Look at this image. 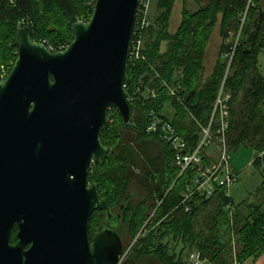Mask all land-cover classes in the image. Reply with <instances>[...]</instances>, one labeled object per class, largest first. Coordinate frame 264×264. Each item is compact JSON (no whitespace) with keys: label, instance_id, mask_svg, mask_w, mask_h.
<instances>
[{"label":"trees","instance_id":"obj_1","mask_svg":"<svg viewBox=\"0 0 264 264\" xmlns=\"http://www.w3.org/2000/svg\"><path fill=\"white\" fill-rule=\"evenodd\" d=\"M95 1L0 0V81L1 68L8 75L16 62L15 41L20 28L28 27L34 42L58 52L72 41V26L89 20ZM178 1L180 23L170 34L169 22ZM261 3L262 0L156 1L155 16L143 35L145 61H129L127 67L125 90L135 110L133 122L125 128L118 113L109 110L108 129L100 135L108 156L92 164L89 175V183L97 185L100 199L117 222V235V230L127 225L131 243L149 220L144 236L130 248L136 258L148 257L155 264H180L182 248L195 250L202 261L210 264H233L234 260L243 264L264 255V75L257 62L264 48ZM216 27L221 46L205 77L204 58ZM238 32L239 41L224 81V90L230 94L226 143L230 153L240 147L252 150V165L262 176L255 196L262 200L233 207L231 199L218 191L208 200L194 196L181 204L186 174L178 177L180 170L173 164L169 148L155 135L146 133L150 113L171 124L192 150L199 141V127L209 122L225 74L223 57ZM231 34L234 38L227 44ZM139 81L142 86L137 94ZM163 82L175 88V97L168 95ZM151 88L156 90L155 99L149 96ZM166 104L173 111L171 118L164 115ZM213 127L214 130L216 126ZM104 220L102 211L92 214L90 238ZM16 232L14 227L11 243L16 242ZM169 243L181 245L178 254L175 248L168 247ZM122 249L125 251L123 246ZM126 258L121 264L129 263Z\"/></svg>","mask_w":264,"mask_h":264},{"label":"water","instance_id":"obj_2","mask_svg":"<svg viewBox=\"0 0 264 264\" xmlns=\"http://www.w3.org/2000/svg\"><path fill=\"white\" fill-rule=\"evenodd\" d=\"M137 3L96 0L58 52L18 30L17 60L0 81V264H119L117 222L88 168L108 156L109 110L125 128L135 116L125 86ZM44 138H57L54 175L42 172ZM96 211L105 220L90 238Z\"/></svg>","mask_w":264,"mask_h":264},{"label":"built area","instance_id":"obj_3","mask_svg":"<svg viewBox=\"0 0 264 264\" xmlns=\"http://www.w3.org/2000/svg\"><path fill=\"white\" fill-rule=\"evenodd\" d=\"M150 5L151 0H138L128 62L145 61L143 35L151 25ZM238 41L239 33L235 37L229 53L223 57L226 61L224 78L216 94L209 122L206 126L199 127V141L192 150H188V143L175 131L171 124L159 117L152 116V113H150L151 119L146 133L155 135L161 143L169 148L173 156V164L180 170L178 177L186 174L187 182L181 194V204L190 201L194 196H200L208 200L218 191H221L225 198H230L229 192L238 182V173L229 162L230 152L226 143L230 94L224 90L225 77ZM47 50L54 52L51 48H47ZM62 50L64 49L60 51ZM1 71L2 81L7 75L3 68H1ZM141 86L142 82L139 81L136 88L137 94H139ZM162 86L167 89L169 96L175 97L177 92L175 88L169 87L164 82ZM149 96L151 99H155L157 96L154 88L149 89ZM213 126H216L214 130ZM227 208L231 209L230 206H227ZM186 211H188V208ZM144 234L145 232H139L132 244ZM126 254V252H123L119 257V264L123 262ZM201 262L199 254L193 253L190 255V264H201Z\"/></svg>","mask_w":264,"mask_h":264},{"label":"rangeland","instance_id":"obj_4","mask_svg":"<svg viewBox=\"0 0 264 264\" xmlns=\"http://www.w3.org/2000/svg\"><path fill=\"white\" fill-rule=\"evenodd\" d=\"M156 1L157 0H151V5H150V17H151V19L155 16V13H156V9H155ZM191 9L195 10L196 6L191 5ZM262 9H264V7L260 8L259 10L262 11ZM177 10L178 9H177V4H176V5H174L173 11H172L173 12L172 13V19H173L172 20V26H174L176 24L177 19H178L179 14L177 15ZM243 22H244V18L241 20L240 27L242 26ZM216 28H218V27H216ZM214 34H216L215 31L212 34V37H211V39L207 45L208 46V52H207L208 62H207V59L204 58V61L206 60V63H204V67H205L204 68L205 69L204 76L205 77H207L210 74V72L214 66L215 60H216L215 57L217 58V54H218V51H219L220 46H221V40H220V44H218L219 43L218 37ZM164 49H165V45H164ZM215 49L216 50L218 49V50H217L216 55H213L215 52L212 53V51ZM257 62H258L259 72L261 73V75H264V48L259 53L258 58H257ZM211 64H212V67H211ZM169 108L170 107L166 104L164 107V111L166 113H168L167 117L171 118L173 115V112H169L170 111ZM262 155H263V153L260 154V156H262ZM253 157H254V154H253L252 150L245 148V147H240L235 152H231L229 154V162H230L232 168L238 173V182L236 183V185L234 187L231 188V190L229 192L230 198H231L230 201L233 204V207H237L244 202L245 203H248V202L250 203L252 201L253 202H260L262 200V197L260 199H258V197L255 196L256 191L261 186L262 176H261V171L259 169L254 168V166L252 165ZM99 220L102 221V218H99ZM148 221L143 224L142 228L140 229V232L146 231L145 228L148 225ZM117 233H118V236L122 242L123 248L126 249L124 252L127 253L125 256V258L127 257L126 259L129 261V263H127V264H155L148 257H139V258L134 257L135 254H133L132 251H130V247H129V246H131L132 242L130 243L131 236L128 233L127 225L121 226L117 230ZM169 246L175 248L176 254H178L180 248H182L181 245H175V243H169L168 247ZM182 249H183V253L180 257V259H181L180 264H190V255L193 253H197V252L195 250L194 251H188L185 248H182ZM234 252H235V249L233 250V254H234ZM260 258H263V255ZM235 262L237 263L238 261L234 260L233 264ZM261 263H262V259H259L257 262H254L252 259H248L243 264H261ZM201 264H210V263H208L207 261H202Z\"/></svg>","mask_w":264,"mask_h":264},{"label":"crops","instance_id":"obj_5","mask_svg":"<svg viewBox=\"0 0 264 264\" xmlns=\"http://www.w3.org/2000/svg\"><path fill=\"white\" fill-rule=\"evenodd\" d=\"M177 4V15H178V19H177V22H176V24L174 25V26H172V14H171V18H170V22H169V28H168V31H169V33L170 34H174L175 33V31H176V29H177V27H178V24L180 23V11H181V2L180 1H178L177 3H175V5ZM191 5H194V4H191L190 3V7H191ZM261 7H264V0H262V3H261ZM173 13V12H172ZM176 15V14H175ZM174 18V17H173ZM214 31L216 32V34H214V35H216L217 37H218V41H219V43L218 44H220V37H219V29L218 28H214V30H213V32H212V34L214 33ZM212 34H211V37H212ZM211 37H210V39H211ZM234 38V36H232V34L230 35V37L227 39V41H226V43L228 44V43H230L231 41H232V39ZM210 41V40H209ZM162 49L164 50V46L162 47ZM218 50V49H217ZM217 50L215 49V50H213L212 51V53L213 52H215L213 55H216V53H217ZM207 52H208V46H207V50H206V55H205V58L207 59V62H208V58H207ZM215 59H216V57H215ZM204 63H206V60L204 61ZM208 64V63H207ZM211 67H212V64H211ZM170 109V111L169 112H173L172 111V109L171 108H169ZM167 114L168 113H166L165 111H164V115L167 117ZM231 199V198H230ZM262 257V256H261ZM263 258H264V255H263ZM263 258H259V259H262V263L261 264H264V259ZM259 259H257V260H255L254 262H257Z\"/></svg>","mask_w":264,"mask_h":264},{"label":"flooded vegetation","instance_id":"obj_6","mask_svg":"<svg viewBox=\"0 0 264 264\" xmlns=\"http://www.w3.org/2000/svg\"><path fill=\"white\" fill-rule=\"evenodd\" d=\"M57 140V138H44L43 139V149L46 150L48 149L49 151H51L53 149V143ZM46 155H44L45 157V165L42 168V172L47 174V175H54L55 169H54V165H52V159H53V154L52 151L50 153H45ZM93 163H91L89 165L88 168V182H89V175H90V168L92 166ZM28 248V247H27Z\"/></svg>","mask_w":264,"mask_h":264},{"label":"bare ground","instance_id":"obj_7","mask_svg":"<svg viewBox=\"0 0 264 264\" xmlns=\"http://www.w3.org/2000/svg\"><path fill=\"white\" fill-rule=\"evenodd\" d=\"M129 247H130V246H129ZM131 247H132V246H131ZM131 249H132V248H131ZM131 249H130V250H131ZM125 250H126V249H125ZM123 251H124V250H123ZM123 251H122V252H123ZM129 252H130V251H129Z\"/></svg>","mask_w":264,"mask_h":264}]
</instances>
